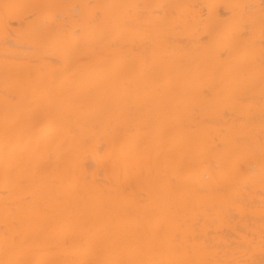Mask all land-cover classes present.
<instances>
[{"label":"bare ground","instance_id":"obj_1","mask_svg":"<svg viewBox=\"0 0 264 264\" xmlns=\"http://www.w3.org/2000/svg\"><path fill=\"white\" fill-rule=\"evenodd\" d=\"M0 264H264V0H0Z\"/></svg>","mask_w":264,"mask_h":264}]
</instances>
